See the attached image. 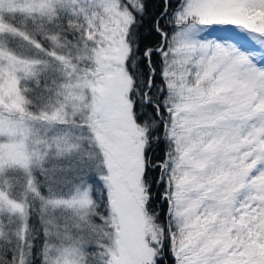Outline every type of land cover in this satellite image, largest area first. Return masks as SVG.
I'll return each instance as SVG.
<instances>
[{"label":"snow or ice","instance_id":"obj_1","mask_svg":"<svg viewBox=\"0 0 264 264\" xmlns=\"http://www.w3.org/2000/svg\"><path fill=\"white\" fill-rule=\"evenodd\" d=\"M35 7L23 27L62 54L0 43V188L22 197L0 193V264H264V0ZM25 117L64 126L54 157L25 155Z\"/></svg>","mask_w":264,"mask_h":264},{"label":"rangeland","instance_id":"obj_2","mask_svg":"<svg viewBox=\"0 0 264 264\" xmlns=\"http://www.w3.org/2000/svg\"><path fill=\"white\" fill-rule=\"evenodd\" d=\"M21 2L27 3L28 5H30V8L32 6L35 11L36 9L35 5L38 3V0H7V1L4 0L3 6L1 8H5L6 11L9 9L10 12L15 11V10L18 11V9L23 7V4L20 5L19 7L18 6L14 7V5H19ZM24 8H26V6ZM29 12L32 13L30 9H29ZM36 15H37V18H39L37 10H36ZM22 30L26 32L24 34L20 33L21 34L20 39L24 37V35L25 36L29 35V32H27V30L24 27H22ZM28 30L32 31L31 29H28ZM13 33L15 32L14 30H11L10 27L5 26V24H0V36H2L0 37V42L8 43L10 39V34L12 35ZM40 36L44 37L47 40L46 36H48V33H42L40 34ZM14 37L16 38L17 36H14ZM21 41L23 43H26L25 44L26 46H23L21 48L22 52H26L25 55H22L26 60L27 59L37 60L38 57L41 55H46V54L48 55L49 53H52L55 57L47 59L48 62L50 64L59 65L60 61L56 59V55L62 54V50L58 46H56L54 43H50V44L46 43V45L45 44L43 45V49H39L36 46H34L37 43V41L35 40L29 41V40L24 39ZM3 51L9 52L5 47L3 48ZM14 56L18 57L16 55ZM31 56L33 57L31 58ZM18 58L19 59L17 60V64L19 65L20 61H23V60H21L22 58L20 57ZM21 86L23 87L24 84L21 83ZM37 91L41 92L42 90H37ZM21 94L25 100L24 106L30 112H32L34 115H37V116H39L41 113L50 114L54 110L53 106L57 102L55 94L53 93L51 97H49V94L46 90H43L42 94L39 96L35 93H23L22 92ZM6 116L8 119L19 121L21 118V113L17 111L16 109H13L11 113L6 114ZM25 120L28 126L34 129V131H32L31 134L28 135V138L26 140L27 150L25 152V155L30 156L33 152H35L39 155H47L50 159L54 157L56 155V145L53 142V136L58 134L59 130H61L64 126L59 125V124L50 123L49 121L44 120V119L28 120L27 117H25ZM53 128L56 129V132L52 131ZM0 129L3 130V136H2L3 142H7L9 139L8 134H7V125L6 124L0 125ZM16 139L20 140L22 139V137L17 136ZM25 162L26 161L21 160L19 164L9 163L8 167L18 169L20 173H23L26 171V169L23 166ZM59 178L60 177L58 175V179ZM67 178L68 180H71L72 174H68ZM55 188H56L57 195H60L62 193L64 195H68L71 191L70 184L59 183L55 185ZM0 193H3V195L7 198L22 199V197L19 194V189L13 191L9 189L7 186H5L3 188H0Z\"/></svg>","mask_w":264,"mask_h":264},{"label":"trees","instance_id":"obj_3","mask_svg":"<svg viewBox=\"0 0 264 264\" xmlns=\"http://www.w3.org/2000/svg\"><path fill=\"white\" fill-rule=\"evenodd\" d=\"M7 1V0H5ZM23 4V7H21L20 9H18V11H12L10 12L9 9L6 11L5 8H1L2 6H0V24H5V26H8L10 27L11 30H13L12 26L13 24H15L16 26V30L14 31L15 33H13L12 35L10 34V39H9V42L8 43H3V42H0L2 44H4V47L9 51L11 52L12 54L22 58L21 60H26L22 55H25L26 52H22L21 51V48L23 46H26L25 44L26 43H23L21 40H35L37 42H39L40 44L42 45H46V43H54L50 38H47V40L40 36V35H36L34 30L29 26L26 30L27 32H29V35H24V37H21V34L25 33L26 31H23L22 30V27H23V24H22V20L24 18H27L29 16H32L34 13H36V9L34 11L33 7L31 6L30 8V5H28L27 3L25 2H21L19 5H14L15 6H20ZM26 6V8H24ZM29 9L32 11V13L29 12ZM37 16V15H36ZM28 29H31L32 31L28 30ZM21 33V34H20ZM50 34L48 33V36ZM14 36H17L16 38ZM2 37V36H0ZM43 41V42H41ZM28 45V44H27ZM36 46V45H34ZM33 47V46H32ZM3 50V49H2ZM20 52V53H18ZM33 56H31L32 58ZM55 56L53 54H46V55H41L38 57L39 60H43V61H47V59H50V58H54ZM37 59V60H38ZM35 61V59H33ZM32 59H27V61H33ZM43 82V80H42ZM21 83L22 84H25V81L24 80H21ZM44 98V97H43Z\"/></svg>","mask_w":264,"mask_h":264}]
</instances>
